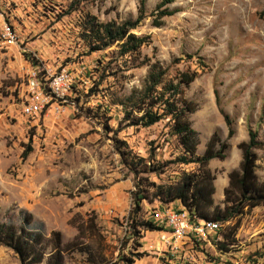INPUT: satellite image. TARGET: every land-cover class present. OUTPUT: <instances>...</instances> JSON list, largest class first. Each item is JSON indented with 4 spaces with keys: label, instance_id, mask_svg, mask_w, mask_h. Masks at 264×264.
<instances>
[{
    "label": "rangeland",
    "instance_id": "rangeland-1",
    "mask_svg": "<svg viewBox=\"0 0 264 264\" xmlns=\"http://www.w3.org/2000/svg\"><path fill=\"white\" fill-rule=\"evenodd\" d=\"M139 1L0 0V217L42 234L37 264L50 253L53 231L63 264H264V204L219 222L206 239H183L174 255L157 230L131 231L136 183L147 196L137 215L145 220L162 205L161 186L195 164L175 161L181 147L168 118L131 125L120 103L155 61L168 77L197 71L179 96L196 107L189 114L196 154L212 134L228 142L226 157L209 162L219 186L238 168L237 144L249 129L264 143V0H145L147 15L132 29L144 39L136 50L121 51V41L94 47L90 25L135 18ZM4 24L16 35L12 45L2 42ZM60 72L70 78L63 98L50 100L60 111L25 116L30 74L46 89ZM254 152L264 182V146ZM226 186L213 196L220 207ZM0 264L20 262L0 244Z\"/></svg>",
    "mask_w": 264,
    "mask_h": 264
},
{
    "label": "trees",
    "instance_id": "trees-1",
    "mask_svg": "<svg viewBox=\"0 0 264 264\" xmlns=\"http://www.w3.org/2000/svg\"><path fill=\"white\" fill-rule=\"evenodd\" d=\"M145 0L139 1L135 18L127 19L115 25L106 22L96 25L91 24L89 32L85 34L95 43L94 47L108 45L113 41H121L120 50L128 52L136 50L144 41L143 37L132 32L145 18ZM100 43V44H99ZM200 62V60H198ZM198 72H179L177 76L168 77L166 68L157 61L149 64L145 81L140 89H135L122 100L121 108L125 119L131 125L149 126L160 119L168 118L170 133L177 138L181 152L175 157L177 163L195 164L189 171H181L177 179L167 185L161 186V206L175 210H186L191 221L197 219L207 221L226 222L236 215L243 213L245 208L264 204V182L260 181L256 173L255 148L264 146L255 130H248V139L237 144L241 152L238 168L231 169L228 173V183L223 189V207L214 203L215 173L209 167V162L214 158L226 157L228 142L212 134L206 143L202 154H196L198 144L197 132L192 127L189 114L196 107L190 102L182 100L180 93L183 86H187ZM177 79L176 81H174ZM134 111L141 114H134ZM224 119L229 127V136L232 135L231 119L224 114ZM132 191V209L129 216L130 227L134 233L136 227L147 230H159V226L152 218L140 220L137 218L141 203L147 196L140 185L136 183ZM159 196V195H158ZM174 202L176 206H168ZM236 228L231 230L234 232ZM53 242L50 253L44 264H63V251L61 237L58 231H53ZM68 250H74L76 240L69 242ZM0 244L7 246L17 255L20 264H37L43 260V236L34 231L25 222H13L10 218L0 217ZM67 247V245H65ZM224 243L220 244V248ZM132 262V260H131Z\"/></svg>",
    "mask_w": 264,
    "mask_h": 264
},
{
    "label": "built area",
    "instance_id": "built-area-1",
    "mask_svg": "<svg viewBox=\"0 0 264 264\" xmlns=\"http://www.w3.org/2000/svg\"><path fill=\"white\" fill-rule=\"evenodd\" d=\"M2 42L12 45L16 42V35L8 24L2 27ZM70 78L65 72L54 74L43 89L42 83L36 74H30L27 82V98L22 105V113L25 116H34L52 106L55 113L60 111L59 104H50L51 99H62L69 88ZM151 218L162 229L157 230L160 242L165 245L171 255L177 253L183 245V239H206L208 235L215 233L220 224L218 221L195 219L191 221L186 210H175L170 207H158L151 212ZM173 264V263H170Z\"/></svg>",
    "mask_w": 264,
    "mask_h": 264
},
{
    "label": "crops",
    "instance_id": "crops-1",
    "mask_svg": "<svg viewBox=\"0 0 264 264\" xmlns=\"http://www.w3.org/2000/svg\"><path fill=\"white\" fill-rule=\"evenodd\" d=\"M223 178H225L226 180L222 183H220L219 186L216 185L215 183V193L217 192V196L220 197L222 194H221V190H222V187L225 185V183H228V176H224ZM214 193V194H215ZM215 197V196H214Z\"/></svg>",
    "mask_w": 264,
    "mask_h": 264
}]
</instances>
